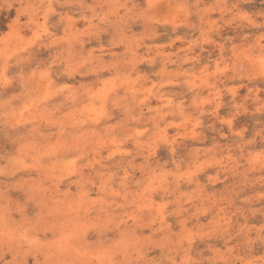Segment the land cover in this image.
<instances>
[{
    "label": "clouds",
    "instance_id": "9594fccd",
    "mask_svg": "<svg viewBox=\"0 0 264 264\" xmlns=\"http://www.w3.org/2000/svg\"><path fill=\"white\" fill-rule=\"evenodd\" d=\"M0 264H264V0H0Z\"/></svg>",
    "mask_w": 264,
    "mask_h": 264
}]
</instances>
